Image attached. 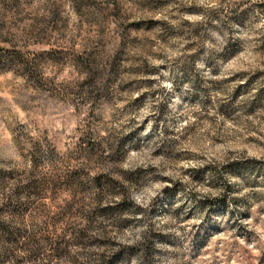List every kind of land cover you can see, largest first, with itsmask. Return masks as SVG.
<instances>
[{
  "label": "rangeland",
  "instance_id": "1",
  "mask_svg": "<svg viewBox=\"0 0 264 264\" xmlns=\"http://www.w3.org/2000/svg\"><path fill=\"white\" fill-rule=\"evenodd\" d=\"M100 174L74 264H264V0H0V217Z\"/></svg>",
  "mask_w": 264,
  "mask_h": 264
},
{
  "label": "trees",
  "instance_id": "2",
  "mask_svg": "<svg viewBox=\"0 0 264 264\" xmlns=\"http://www.w3.org/2000/svg\"><path fill=\"white\" fill-rule=\"evenodd\" d=\"M88 151H93V149L89 148ZM91 155L87 153L88 157ZM38 162L35 157L33 161L35 170L38 168ZM49 180H53L55 187L60 186L61 190H71L69 188L72 187L80 188L83 182L82 177L76 171L68 172L67 176L63 178L53 176ZM33 183L31 182V184ZM33 186L36 187L35 184ZM39 186L38 188H43V193L40 190L31 192L27 197L26 206L24 203H20L17 210L14 208L7 210L11 213L13 221L17 220L15 225L12 224V221H5L0 217V241L8 243L0 255L4 260L14 264H22L25 261L31 264H74V261L77 263L81 257L74 253L75 248L88 245L89 232L97 224V208L101 205L106 192L117 185L112 184L106 175L100 174L94 178L91 185V188L96 190L94 196L85 189L86 185L83 186L84 194L87 195L84 198L88 200L94 197L92 204H96V207L92 211H84L86 208L82 202L63 201L61 204H57L58 192L51 189L50 194H53V197H48L50 187L43 184ZM16 192L15 195L20 202L21 193L19 190ZM72 193H74L73 197L81 195L74 190ZM76 197L73 200H76ZM26 212H30V219H39L40 223L26 224L24 222ZM20 218L23 220H19ZM124 255V250L112 256L103 254L99 262L100 264H116L123 260Z\"/></svg>",
  "mask_w": 264,
  "mask_h": 264
}]
</instances>
